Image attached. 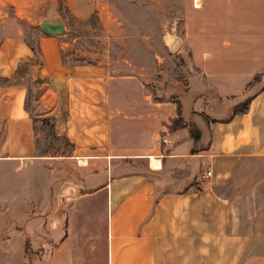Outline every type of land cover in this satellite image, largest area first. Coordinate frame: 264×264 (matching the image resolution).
<instances>
[{"label":"crops","instance_id":"obj_1","mask_svg":"<svg viewBox=\"0 0 264 264\" xmlns=\"http://www.w3.org/2000/svg\"><path fill=\"white\" fill-rule=\"evenodd\" d=\"M182 20L163 99L0 22V264H264V0H187ZM40 119L65 155L38 154Z\"/></svg>","mask_w":264,"mask_h":264},{"label":"rangeland","instance_id":"obj_2","mask_svg":"<svg viewBox=\"0 0 264 264\" xmlns=\"http://www.w3.org/2000/svg\"><path fill=\"white\" fill-rule=\"evenodd\" d=\"M186 7L187 0H0V22L31 23L41 31L42 22L58 19L65 29L60 38L66 52L73 54L71 59L105 64L115 75H141L154 95L163 99L165 89L159 84L165 83L170 60L176 64L174 76L183 82L176 51ZM184 76L190 85L187 92L178 89L184 111L199 109L201 104L188 98L200 90L193 87L188 71ZM40 120L38 154L65 155L69 148L56 137L51 120Z\"/></svg>","mask_w":264,"mask_h":264},{"label":"water","instance_id":"obj_3","mask_svg":"<svg viewBox=\"0 0 264 264\" xmlns=\"http://www.w3.org/2000/svg\"><path fill=\"white\" fill-rule=\"evenodd\" d=\"M41 31L48 36H61L65 33L64 25L58 19L42 22Z\"/></svg>","mask_w":264,"mask_h":264},{"label":"trees","instance_id":"obj_4","mask_svg":"<svg viewBox=\"0 0 264 264\" xmlns=\"http://www.w3.org/2000/svg\"><path fill=\"white\" fill-rule=\"evenodd\" d=\"M258 79V78H256ZM0 82H6V81H0ZM249 103H250V100H247L245 103H243L242 105L236 107L233 111V115H237V114H241V113H245L248 109V106H249ZM181 121L178 119V120H174L172 122V129H176L178 127H181ZM189 129H190V134H191V137L192 139L196 142L198 141V131L197 129L195 128V126H192V125H189Z\"/></svg>","mask_w":264,"mask_h":264},{"label":"built area","instance_id":"obj_5","mask_svg":"<svg viewBox=\"0 0 264 264\" xmlns=\"http://www.w3.org/2000/svg\"><path fill=\"white\" fill-rule=\"evenodd\" d=\"M160 141H161V144H163V145H168V144H170V140H168V139H166V138H162ZM206 175L209 176L210 173L207 172Z\"/></svg>","mask_w":264,"mask_h":264},{"label":"bare ground","instance_id":"obj_6","mask_svg":"<svg viewBox=\"0 0 264 264\" xmlns=\"http://www.w3.org/2000/svg\"><path fill=\"white\" fill-rule=\"evenodd\" d=\"M171 41V40H170Z\"/></svg>","mask_w":264,"mask_h":264}]
</instances>
